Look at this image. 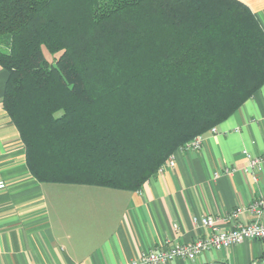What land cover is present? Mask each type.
<instances>
[{
    "label": "trees",
    "instance_id": "16d2710c",
    "mask_svg": "<svg viewBox=\"0 0 264 264\" xmlns=\"http://www.w3.org/2000/svg\"><path fill=\"white\" fill-rule=\"evenodd\" d=\"M2 107L41 183L138 191L264 83L238 0H0Z\"/></svg>",
    "mask_w": 264,
    "mask_h": 264
},
{
    "label": "crops",
    "instance_id": "0c3cea01",
    "mask_svg": "<svg viewBox=\"0 0 264 264\" xmlns=\"http://www.w3.org/2000/svg\"><path fill=\"white\" fill-rule=\"evenodd\" d=\"M264 30V0H238ZM7 73L0 67V264H127L142 253L189 244L208 230L193 217L218 219L220 230L249 223L236 208L264 199V172L243 173L245 152L264 154V83L220 124L199 150L177 149L173 167L138 191L85 184L41 183L26 165L18 130L2 107ZM236 169L232 175L213 172ZM166 264H264V240H247L194 261Z\"/></svg>",
    "mask_w": 264,
    "mask_h": 264
},
{
    "label": "built area",
    "instance_id": "2783aa9c",
    "mask_svg": "<svg viewBox=\"0 0 264 264\" xmlns=\"http://www.w3.org/2000/svg\"><path fill=\"white\" fill-rule=\"evenodd\" d=\"M208 133L215 134L216 128L210 129ZM204 135L197 136L186 142L180 148L199 150ZM246 165L242 169L244 174H248L253 181L258 180V175L264 172V154L253 156L247 152L244 153ZM172 156L162 165L158 172H162L166 165L173 167ZM236 169L225 168L223 172H213V178H218L221 174L232 175ZM4 187L0 183V189ZM247 210L252 215L249 223H237L227 230H220L218 227V219L211 216H203L200 218L193 217L192 223L202 230H208L189 244H173L159 249L142 253L136 259L127 264H166L176 259L194 261L198 256L209 251H224L232 246L240 245L247 240H264V199L249 204L245 208L238 207L226 216L229 221H234L237 217Z\"/></svg>",
    "mask_w": 264,
    "mask_h": 264
},
{
    "label": "rangeland",
    "instance_id": "374dc122",
    "mask_svg": "<svg viewBox=\"0 0 264 264\" xmlns=\"http://www.w3.org/2000/svg\"><path fill=\"white\" fill-rule=\"evenodd\" d=\"M178 149H179V148H178ZM171 156H172V155H171ZM171 156H170V157H171ZM170 157H169V158H170ZM169 158H168V159H169ZM168 159H167V160H168ZM164 164H165V163H164ZM164 164H163V165H164Z\"/></svg>",
    "mask_w": 264,
    "mask_h": 264
}]
</instances>
